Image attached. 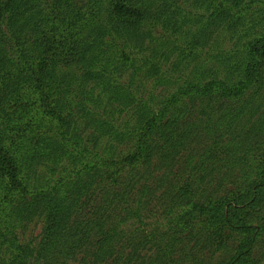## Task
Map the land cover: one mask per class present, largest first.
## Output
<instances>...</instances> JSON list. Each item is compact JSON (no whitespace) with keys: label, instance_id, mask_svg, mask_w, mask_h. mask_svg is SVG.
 I'll use <instances>...</instances> for the list:
<instances>
[{"label":"trees","instance_id":"obj_1","mask_svg":"<svg viewBox=\"0 0 264 264\" xmlns=\"http://www.w3.org/2000/svg\"><path fill=\"white\" fill-rule=\"evenodd\" d=\"M183 2L0 0V264L264 246V0Z\"/></svg>","mask_w":264,"mask_h":264},{"label":"rangeland","instance_id":"obj_2","mask_svg":"<svg viewBox=\"0 0 264 264\" xmlns=\"http://www.w3.org/2000/svg\"><path fill=\"white\" fill-rule=\"evenodd\" d=\"M180 2L181 3H178V5H180L182 7L186 6L184 4L183 0H180ZM255 5H256V3L253 4V6H255ZM187 10H188V7H187ZM206 57H207V55H206ZM175 58L176 57H173L172 60H175ZM206 59H208V58H206ZM171 66H172V61L170 60V63H166V65L163 69H165V70L170 69ZM192 66H193V64L191 65V67L185 68L184 71L186 73H189L190 70L192 69ZM178 75L179 74H176V76H178ZM261 80L264 82V71H263ZM144 81H145V87L143 88V91H145L146 94L149 93V91L152 89L159 96H164L167 94V92L169 90L173 91L175 89L174 85L170 86V87L158 86L157 88H154L155 86L153 85L152 81H147V80H144ZM261 93L262 92L257 94V99L255 101L256 103L257 102H264V94L261 95ZM246 111H247V109L241 114L242 116L240 117V120L244 121L247 117L251 116V113H248V114L246 113V115H245ZM258 111H261V109H259ZM256 117L257 116H255V118ZM120 119H121V117H120ZM260 147H262V146H260ZM257 149H258V147L254 151L258 152ZM160 171L161 170H159V172ZM155 174H158V172ZM155 204L156 203L151 204V207H153V209H154V213H152V211H151V213L153 215H151L150 220H149V221H151V223L156 221L157 218L160 219L161 221H163V217L159 215L162 213V208L155 205ZM254 219L259 220L260 222L264 223V207L260 210L255 211ZM41 228H42V221L36 220V221L32 222L28 228L19 230L18 232H19L20 242L28 243L29 241L30 242L38 241L37 239H39V234L41 232ZM223 236H230V239H229L230 243L229 244L234 245V246H237L239 244V242L237 240H235V238H237V237L235 235H232V233L228 229L225 230V233L223 234ZM190 246H192V243ZM190 246L189 247L186 245H180L179 246V249H182V248L189 249L184 256L182 253L180 254V257H182L180 264H219L220 261L223 259V255L220 254V252H217L216 254L211 255L210 254L211 252H209L210 250L208 251L206 249L204 251L197 249L198 253H197V255H194V252L191 251L192 249L190 248ZM231 254H232V252H231ZM82 256L83 255L81 253H79L71 263L72 264H91V263H84L82 261ZM245 260H246V262L244 264H264V246H262V243L259 244L258 247H254V249L252 250L250 255H248L245 258ZM222 264H224V262Z\"/></svg>","mask_w":264,"mask_h":264}]
</instances>
